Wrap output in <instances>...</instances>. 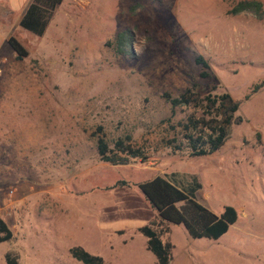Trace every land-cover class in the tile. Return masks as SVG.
<instances>
[{
    "label": "rangeland",
    "instance_id": "obj_1",
    "mask_svg": "<svg viewBox=\"0 0 264 264\" xmlns=\"http://www.w3.org/2000/svg\"><path fill=\"white\" fill-rule=\"evenodd\" d=\"M236 1L62 0L37 36L0 0V217L12 233L0 264L6 251L19 264H82L70 247L101 264H155L137 231L155 211L136 187L154 175L179 186L194 176L203 206L237 213L217 239L162 224L169 264H264V14L228 13ZM125 29L131 56L115 52ZM192 84L238 102L240 121L211 154H188L194 101L172 112L166 99ZM98 136H129L145 158L102 162Z\"/></svg>",
    "mask_w": 264,
    "mask_h": 264
},
{
    "label": "trees",
    "instance_id": "obj_2",
    "mask_svg": "<svg viewBox=\"0 0 264 264\" xmlns=\"http://www.w3.org/2000/svg\"><path fill=\"white\" fill-rule=\"evenodd\" d=\"M61 1L30 0L18 19V25L34 35H41L53 10ZM227 12L230 14L249 12L256 17L264 14L260 0H237ZM130 39L128 30L118 31L113 38L115 52L121 56H131ZM6 42L16 59L26 56V49L13 35H8ZM195 62L203 68L207 67L206 62L200 57H196ZM206 75L205 71L200 72V76ZM258 85L260 84L254 85L250 92ZM195 87L196 85L192 84L177 96L166 95V99L172 112L175 107L187 105L192 100L194 106L199 108L196 116L190 115L188 123L183 125V129L187 131L183 138L189 148L188 154L200 156L216 151L228 137L230 125L239 122L240 118L234 115L238 102L227 92L207 93L198 97ZM128 140L129 136L116 138L109 145L103 136L96 137L95 149L98 159L112 165L127 164L132 159H144L142 151L131 146ZM191 178L184 186H179L162 175H154L136 183L143 199L155 211L137 227V231L145 237V248L153 254L155 264H169L171 260L172 244L160 238L162 224H181L190 238L217 239L236 220L237 213L232 206H223L217 214L203 206L195 196V191L200 185L194 176ZM11 236L9 227L0 217V242L9 240ZM68 252L82 264L102 263L100 256L90 254L79 247H70ZM3 259L5 264H19L16 254L10 251L3 254Z\"/></svg>",
    "mask_w": 264,
    "mask_h": 264
},
{
    "label": "crops",
    "instance_id": "obj_3",
    "mask_svg": "<svg viewBox=\"0 0 264 264\" xmlns=\"http://www.w3.org/2000/svg\"><path fill=\"white\" fill-rule=\"evenodd\" d=\"M5 1L7 2L9 8H10L13 12L17 13V15H18V19H19V17H20L21 14L23 13V11H24L26 5L28 4V2H29L30 0H5ZM60 3H61V2H60ZM58 5H59V4H58ZM56 7H57V6H56ZM56 7H55V8H56ZM1 42H2V36H1V34H0V43H1Z\"/></svg>",
    "mask_w": 264,
    "mask_h": 264
}]
</instances>
